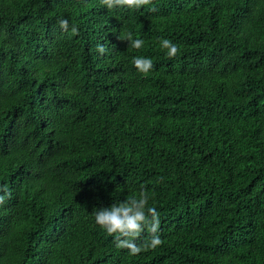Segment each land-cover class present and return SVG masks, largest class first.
I'll use <instances>...</instances> for the list:
<instances>
[{"label":"trees","instance_id":"obj_1","mask_svg":"<svg viewBox=\"0 0 264 264\" xmlns=\"http://www.w3.org/2000/svg\"><path fill=\"white\" fill-rule=\"evenodd\" d=\"M141 193L131 255L94 211ZM0 196V264H264V0H0Z\"/></svg>","mask_w":264,"mask_h":264},{"label":"clouds","instance_id":"obj_2","mask_svg":"<svg viewBox=\"0 0 264 264\" xmlns=\"http://www.w3.org/2000/svg\"><path fill=\"white\" fill-rule=\"evenodd\" d=\"M102 4L108 9L113 10L118 7L129 9H139L151 4V0H102ZM58 23L63 30L69 29V21L67 18L58 20ZM72 32L76 29L73 27ZM127 40L131 47L140 49L144 46V40L133 38L131 33L127 34ZM162 49L166 50L168 57H175L179 51L178 45L172 40L162 38L160 41ZM97 50L101 53L105 52L103 45H98ZM136 69L147 74L153 68V61L148 57H135L133 59ZM4 199L0 196V202ZM148 196L141 193L139 198L114 203L109 207H102L94 211L95 223L109 235H114L116 246L118 248H126L131 255L139 254L147 248L155 249L161 245L162 241L159 235H153L151 241L143 246L136 242V238L144 230H149L151 233H157L160 229V214L154 207H147Z\"/></svg>","mask_w":264,"mask_h":264}]
</instances>
